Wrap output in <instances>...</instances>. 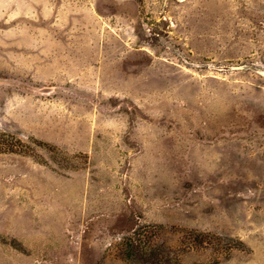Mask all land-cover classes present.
I'll return each mask as SVG.
<instances>
[{
    "label": "rangeland",
    "instance_id": "1",
    "mask_svg": "<svg viewBox=\"0 0 264 264\" xmlns=\"http://www.w3.org/2000/svg\"><path fill=\"white\" fill-rule=\"evenodd\" d=\"M0 264H264V0H0Z\"/></svg>",
    "mask_w": 264,
    "mask_h": 264
},
{
    "label": "trees",
    "instance_id": "2",
    "mask_svg": "<svg viewBox=\"0 0 264 264\" xmlns=\"http://www.w3.org/2000/svg\"><path fill=\"white\" fill-rule=\"evenodd\" d=\"M1 136H2V139H3V142H5L6 141V139L4 138V136L1 134Z\"/></svg>",
    "mask_w": 264,
    "mask_h": 264
}]
</instances>
